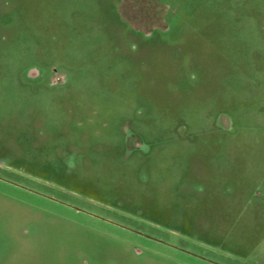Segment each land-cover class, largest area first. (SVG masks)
I'll return each mask as SVG.
<instances>
[{
  "label": "rangeland",
  "instance_id": "1",
  "mask_svg": "<svg viewBox=\"0 0 264 264\" xmlns=\"http://www.w3.org/2000/svg\"><path fill=\"white\" fill-rule=\"evenodd\" d=\"M0 121V264H264V0H0Z\"/></svg>",
  "mask_w": 264,
  "mask_h": 264
},
{
  "label": "flooded vegetation",
  "instance_id": "2",
  "mask_svg": "<svg viewBox=\"0 0 264 264\" xmlns=\"http://www.w3.org/2000/svg\"><path fill=\"white\" fill-rule=\"evenodd\" d=\"M127 27H129L132 31H134L136 33L138 31H141V30H139L137 28H134L129 23H128ZM142 31L144 32V30H142ZM50 70H51L50 71L51 74L49 75V77L51 75L53 76L54 74H59L57 68L56 69L55 68H51ZM33 72H34V74H32ZM40 75H41V71L37 67H35V65H31L25 71L19 73V78H20V82L24 81V84H26V83L34 82L36 79H38V77ZM67 78H68L67 74H65V78H62V79L55 78V80H49V82H47V84L50 87L54 88V89H56V88L61 89V88H63L66 85L67 80H68ZM32 85L35 86L33 83H32ZM29 88H31V90H32V88L36 89L37 87H29ZM220 116L222 117L223 115L222 114L218 115L217 124L219 126H221L220 125V118H221ZM19 122L20 121H15L14 122L16 124L15 125L16 126V128H15L16 131L20 130V128L22 127V125L19 124ZM33 122H36V120H34ZM0 123L6 124V121H3V122L0 121ZM221 127H223V126H221ZM223 128H225V127H223ZM15 139L16 140L14 142V155H13V158L10 157L11 156L10 153L9 154L4 153L5 150L11 149L10 146L7 145V144H6L7 146H5L4 144H1L3 142L0 143V181H2L3 183H6V184L12 185L14 187H17V188H21L22 190H26L28 192H31L30 189L26 188L28 186L20 185V183L17 180L22 179V178H26L27 180L32 181V175H31V173H27L28 172L27 168H29V167L32 168L31 166L33 165L32 164L33 163V159H32V157H30V161L28 162V160H27L28 157L23 156V154L21 152L22 151V149H21L22 145L19 144L20 141H21V138L19 136H17V134H16L15 135ZM32 140H33V138H32ZM124 142H125L124 145L130 144L132 146V147L129 146L130 148H128V150L126 148V150H125L126 157L128 155H130L132 153V151H134L135 149L142 150L144 153L147 152L146 151L147 147L143 144L142 139L140 138V136H138V134H135L133 132V130H132L131 133H130V131L127 133V135L124 137ZM29 147L30 148L33 147V142H32V145H30ZM78 148L79 147H77V144H71L69 147L64 148L63 152L59 148L60 151H61V152H59L60 153L59 158L61 160V163H62L63 167L66 166L68 168H72V167L74 168V166H75V163H74V159L75 158L74 157H75V155H77L75 150L78 149ZM12 163H14L15 166H13ZM28 163H30V165H28ZM61 172H62L61 176H63L62 178L65 177V179H67L68 177L72 176V175H69V172L65 173L63 169H62ZM1 173L4 174L5 176L2 175ZM8 176H10V177H12V178H14L16 180H12V178H10ZM194 194L196 195L197 193H195V191H194ZM195 195H194V197L196 198L197 196H195ZM50 199L54 200V201H58V200L53 199V198H50ZM60 203H62L63 205H66V206H68L70 208H75V207H73V206H71L69 204H66L64 202H60ZM75 209L78 210V211H82V210H79L77 208H75ZM93 216H95V215H93ZM102 220L106 221V222H109V221H107L105 219H102ZM121 227H123V226H121ZM123 228L129 230L130 232H132V233H134L136 235L156 240L154 238H151L150 236L145 235L140 230H136V229L134 230V229L126 228V227H123ZM136 253H141V250L140 249H136Z\"/></svg>",
  "mask_w": 264,
  "mask_h": 264
}]
</instances>
